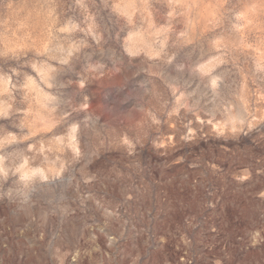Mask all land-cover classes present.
<instances>
[{
  "label": "rangeland",
  "instance_id": "obj_1",
  "mask_svg": "<svg viewBox=\"0 0 264 264\" xmlns=\"http://www.w3.org/2000/svg\"><path fill=\"white\" fill-rule=\"evenodd\" d=\"M0 264H264V0H0Z\"/></svg>",
  "mask_w": 264,
  "mask_h": 264
}]
</instances>
